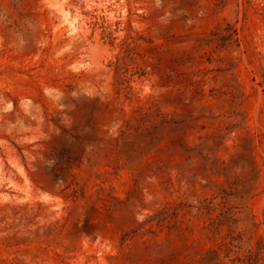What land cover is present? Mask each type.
<instances>
[{"label": "rangeland", "instance_id": "374dc122", "mask_svg": "<svg viewBox=\"0 0 264 264\" xmlns=\"http://www.w3.org/2000/svg\"><path fill=\"white\" fill-rule=\"evenodd\" d=\"M0 264H264V0H0Z\"/></svg>", "mask_w": 264, "mask_h": 264}, {"label": "trees", "instance_id": "16d2710c", "mask_svg": "<svg viewBox=\"0 0 264 264\" xmlns=\"http://www.w3.org/2000/svg\"><path fill=\"white\" fill-rule=\"evenodd\" d=\"M137 121L138 123L129 122L127 127L121 130L116 138L117 144L121 142L123 145L149 147L157 140H161V136L174 133L186 123L185 118L162 112L146 113Z\"/></svg>", "mask_w": 264, "mask_h": 264}]
</instances>
